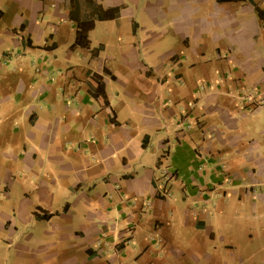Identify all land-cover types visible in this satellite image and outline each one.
<instances>
[{
    "label": "crops",
    "instance_id": "obj_1",
    "mask_svg": "<svg viewBox=\"0 0 264 264\" xmlns=\"http://www.w3.org/2000/svg\"><path fill=\"white\" fill-rule=\"evenodd\" d=\"M0 264H264V0H0Z\"/></svg>",
    "mask_w": 264,
    "mask_h": 264
},
{
    "label": "trees",
    "instance_id": "obj_2",
    "mask_svg": "<svg viewBox=\"0 0 264 264\" xmlns=\"http://www.w3.org/2000/svg\"><path fill=\"white\" fill-rule=\"evenodd\" d=\"M72 1V0H71ZM222 1V0H219ZM259 17L262 19V14L260 15L259 11ZM77 35L75 39V43L73 44V47L80 46V47H88L89 46V39H88V33L90 30L89 26V20H84L81 23L77 24ZM96 96H104V87L102 84H98L96 88Z\"/></svg>",
    "mask_w": 264,
    "mask_h": 264
},
{
    "label": "rangeland",
    "instance_id": "obj_3",
    "mask_svg": "<svg viewBox=\"0 0 264 264\" xmlns=\"http://www.w3.org/2000/svg\"><path fill=\"white\" fill-rule=\"evenodd\" d=\"M116 53V52H115Z\"/></svg>",
    "mask_w": 264,
    "mask_h": 264
}]
</instances>
